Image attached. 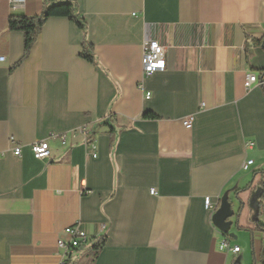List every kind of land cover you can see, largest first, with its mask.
<instances>
[{
	"label": "crops",
	"instance_id": "1",
	"mask_svg": "<svg viewBox=\"0 0 264 264\" xmlns=\"http://www.w3.org/2000/svg\"><path fill=\"white\" fill-rule=\"evenodd\" d=\"M73 1L86 31L50 18L17 66L24 36L9 20L45 0H0V264H59L78 223L90 242L72 264H264V0ZM151 39L166 69L143 79ZM62 134L35 159L31 145Z\"/></svg>",
	"mask_w": 264,
	"mask_h": 264
},
{
	"label": "built area",
	"instance_id": "2",
	"mask_svg": "<svg viewBox=\"0 0 264 264\" xmlns=\"http://www.w3.org/2000/svg\"><path fill=\"white\" fill-rule=\"evenodd\" d=\"M11 3H15L21 0H9ZM165 46L161 44L156 39L149 40L143 52L142 65H143V79L153 76L155 73L164 71L166 69V59H165ZM6 58L0 56V63L5 62ZM259 84V79L255 74H247L245 77V87L247 90L251 89L253 86ZM142 89V85H140ZM151 93L145 94V99H149ZM183 125L187 129H191L193 125V117H188L184 120ZM72 134H80L83 136L85 144L88 148L93 151V157L95 155V145L91 142V133L87 128H82L77 131H74ZM50 140H58L62 145L67 144V134L62 135H51L48 140L39 141L31 145V151L37 160H47L50 158ZM252 142L246 143V148H253ZM22 148L17 145L13 148V155L17 158L21 157ZM253 160H247L243 166L242 170L247 171L252 165ZM151 193L154 194L155 191L151 190ZM205 207L208 210L213 209V204L211 199L208 197L205 199ZM65 238H59L57 242L58 247V257L59 264H72V259L75 256L76 252L82 247L89 244L90 240L88 234L81 228L80 224L73 225L64 230ZM219 249L227 253L237 254L240 252L239 246H232L229 239H223L219 244Z\"/></svg>",
	"mask_w": 264,
	"mask_h": 264
},
{
	"label": "trees",
	"instance_id": "3",
	"mask_svg": "<svg viewBox=\"0 0 264 264\" xmlns=\"http://www.w3.org/2000/svg\"><path fill=\"white\" fill-rule=\"evenodd\" d=\"M53 17H64L73 21L80 29L86 31L87 26L83 18L78 14L77 4L73 0H45V6L42 12L35 17H11L9 20V30L11 32H21L24 36V53L22 59L18 62L19 66L30 54V51L38 39V36L46 24ZM80 56L90 63H94L92 46L84 44ZM145 119H156L157 116L152 113H146ZM261 198H264V183H262ZM105 244V239H99L91 244L89 253L92 260H95Z\"/></svg>",
	"mask_w": 264,
	"mask_h": 264
},
{
	"label": "rangeland",
	"instance_id": "4",
	"mask_svg": "<svg viewBox=\"0 0 264 264\" xmlns=\"http://www.w3.org/2000/svg\"><path fill=\"white\" fill-rule=\"evenodd\" d=\"M259 187L262 190V186L259 185ZM227 224H228V226H234L235 225L234 221H232V220L231 221H227Z\"/></svg>",
	"mask_w": 264,
	"mask_h": 264
}]
</instances>
